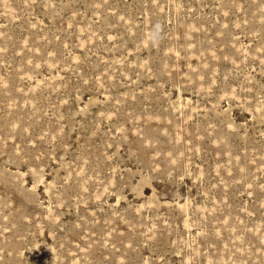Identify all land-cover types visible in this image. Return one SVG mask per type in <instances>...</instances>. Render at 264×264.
I'll return each instance as SVG.
<instances>
[{"label": "rangeland", "instance_id": "rangeland-1", "mask_svg": "<svg viewBox=\"0 0 264 264\" xmlns=\"http://www.w3.org/2000/svg\"><path fill=\"white\" fill-rule=\"evenodd\" d=\"M0 264H264V0H0Z\"/></svg>", "mask_w": 264, "mask_h": 264}]
</instances>
